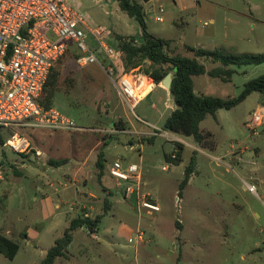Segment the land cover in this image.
Wrapping results in <instances>:
<instances>
[{"label": "rangeland", "instance_id": "obj_1", "mask_svg": "<svg viewBox=\"0 0 264 264\" xmlns=\"http://www.w3.org/2000/svg\"><path fill=\"white\" fill-rule=\"evenodd\" d=\"M132 1L142 7L146 31L168 42L170 55L194 58L189 47L217 49L227 56L264 54V25L258 23L264 20V0ZM69 5L88 16L91 29L111 31L105 40L111 47L118 46L117 37L141 35L138 22L126 16L114 0H69ZM227 9L244 16L228 15L235 23L224 22ZM212 18L213 24L209 22ZM85 34L88 46L98 50L92 35ZM79 56L72 46L55 65L59 76L51 109L80 130L0 128V234L10 230L9 238L19 246L12 260L0 254V264H40L45 250L62 236L66 226L55 218L52 223L40 220V197L33 201L37 186L47 179L54 184L51 190L58 193L71 196L76 186L81 190L78 199L86 208L78 205L76 213L66 219L85 217L86 213L95 218L105 212L95 232L76 229L66 257L53 264H264V119L250 128L253 112L264 114L260 95L252 92L234 108L220 109L215 117L208 115L201 122V131L212 134L209 149L191 137L163 130L173 108L165 92L152 89L130 112L100 66L80 67L76 62ZM99 61L105 65L102 54ZM204 61L201 59L208 70L216 66ZM148 64L134 74L143 76ZM231 69L234 73L228 81L206 75L196 79L199 95L234 98L246 82L264 74V64ZM14 132L29 139L30 154L18 155L3 146ZM173 150L177 151V164L167 162L173 161ZM99 155L104 166L100 178L95 162ZM192 156L194 173L179 194ZM53 160L65 161L63 166L68 168L64 174L70 179L63 182L55 175L54 181L53 174L45 172ZM115 160L140 166V193L150 195L160 207L158 213L147 215L141 210L139 217L134 199L122 198L107 173ZM75 166L79 167L76 179L72 173ZM247 185H253L255 192H249ZM18 187L23 189V204L17 197ZM62 199L71 202L65 195ZM68 208L65 205L61 211ZM137 227L145 233L144 241L129 243ZM32 232L35 235L27 242L24 235Z\"/></svg>", "mask_w": 264, "mask_h": 264}, {"label": "built area", "instance_id": "obj_2", "mask_svg": "<svg viewBox=\"0 0 264 264\" xmlns=\"http://www.w3.org/2000/svg\"><path fill=\"white\" fill-rule=\"evenodd\" d=\"M85 31L92 35L98 50L88 46ZM110 36L111 31L107 29H91L88 16L78 7L69 5V0H0V128L80 130L71 120L53 109H44L39 102L51 69L72 46L80 55L76 60L78 65H99L114 84L123 104L133 111L152 91L139 97L141 82L149 78L144 74L136 76L134 72L138 68L121 72V51L105 43ZM100 54L105 65L100 64ZM263 119L264 114L253 112L250 128L261 125ZM3 146L18 155H28L32 150L29 139L17 132L12 133ZM176 152L173 150L171 159H175ZM38 154L36 151L35 155ZM107 173L122 198L134 199L139 217L141 210L147 215L160 211L150 195L140 193V166L115 160L109 164ZM246 189L255 192L253 185H247ZM144 235L137 227L128 242L140 244Z\"/></svg>", "mask_w": 264, "mask_h": 264}, {"label": "trees", "instance_id": "obj_3", "mask_svg": "<svg viewBox=\"0 0 264 264\" xmlns=\"http://www.w3.org/2000/svg\"><path fill=\"white\" fill-rule=\"evenodd\" d=\"M117 2L119 9L126 16L133 18L138 22L141 28V35L137 37H117L118 48L121 51L119 68L121 72H127L133 69H141L146 63L148 67L143 70L144 75L159 85L167 74L172 75L169 94L175 106L169 116L165 119L163 130L184 136L191 137L193 141L205 148L212 149L209 141L212 134L202 132L200 129L201 122L208 116L215 117V113L220 110H230L241 103L252 92L260 95L259 103L264 107V74L246 82L239 96L234 98H218L209 95H197L193 88V77L207 75L211 78H218L221 81H228L234 73L232 67L240 68L241 66H259L264 64V54L227 56L220 50H204L188 48L194 58H187L181 55H170L166 51L168 42L164 39L155 38L146 31L144 14L142 7L132 0H114ZM69 53L66 52L65 55ZM198 59L208 60L210 63L219 64L211 70H206L205 65ZM60 59L56 62V64ZM205 62V61H204ZM55 64V65H56ZM51 69L43 94L44 99L39 100L44 109H51L56 85L58 81V72ZM152 142V139H148ZM5 143V142H4ZM182 146H179L177 156H179ZM34 153V152H33ZM170 160V159H169ZM175 160V161H174ZM96 167L99 171L98 178L102 176L103 168L102 157L98 156ZM168 163L177 164V159L167 161ZM65 161H49L53 166L63 165ZM188 167L185 169L183 180L179 184V194L187 186L190 175L194 173L195 159L192 156ZM109 207L104 202V210ZM105 212L91 219L89 217H79L70 221L68 227L62 236L55 240L53 246L46 251L45 257L40 264H53L57 258L66 257L67 247L72 242L73 232L78 228H86L90 233L95 232ZM19 250L17 243L0 234V254L5 258L12 260Z\"/></svg>", "mask_w": 264, "mask_h": 264}, {"label": "crops", "instance_id": "obj_4", "mask_svg": "<svg viewBox=\"0 0 264 264\" xmlns=\"http://www.w3.org/2000/svg\"><path fill=\"white\" fill-rule=\"evenodd\" d=\"M79 5V4H78ZM228 15H230V16H244V14H242L241 12H237V11H233V10H230V9H227L226 11H225V13H224V17H222L223 18V21L224 22H227V23H229V24H231V23H235V21L234 20H232V18H230V16L229 17H227ZM256 22L258 21V20H255ZM209 22L210 23H214V18H212V19H210L209 20ZM250 23V22H249ZM259 24H262V25H264V20H262V21H260V22H258ZM252 27H255V25H251ZM257 26V25H256ZM198 61L201 63V60L200 59H198ZM210 65H216V66H214V67H217L218 66V64H216V63H210ZM205 69L208 71V69H207V67H205ZM206 75V74H205ZM205 75H201V76H196V77H193L192 78V80H193V88H194V92H195V94H197V95H199V92H198V90H197V88H196V79H199V80H201V78H203V76H205ZM207 76V75H206ZM209 77V76H208ZM150 81V80H149ZM143 83V82H142ZM152 83V82H151ZM142 85V84H141ZM156 89V88H158L159 90H161V91H163V92H165L168 96H170V94H169V91H166V90H164V88H162L161 87V84H159V85H155L154 83L152 84V89ZM151 89V90H152ZM171 98V97H170ZM172 100V99H171ZM173 102V101H172ZM174 108H175V106H174V104H173V108L171 109V111H173L174 110ZM264 108V107H263ZM174 134V133H173ZM177 135V134H176ZM53 161H55V160H53ZM50 166L48 167L49 169L47 170V169H45V172H47V173H52L53 175H52V179L54 180L55 179V175H59L60 177H62L61 178V180H64L63 182H65V180H68V179H70V177H66V175L64 174V171L68 168L67 166H63V165H60V166H57V168H55V166H53V165H51V164H49ZM51 168H53V169H51ZM65 168V169H64ZM78 166H75V168H74V171L72 172L75 176H74V178L76 179V177H78L79 175H78ZM50 178V179H51ZM75 179H74V181H75ZM55 181V180H54ZM47 184H49V185H51L52 184V186L50 187L49 185H47ZM58 185H60V183H58ZM76 185V184H75ZM44 186V187H43ZM52 187H54V184H53V182H51V180H49V179H47V182L45 183V184H43L42 186H37V188H36V196L35 197H33V201L35 200H37L38 199V197H40V202L38 203V206H37V209H38V215H39V217H40V220H42V221H44V222H48L49 223V221H50V223H52V220H53V218H55L56 220H58L59 222H60V224L61 225H63V227L64 226H66V228L68 227V225H69V223H70V221L71 220H73V218L71 217L70 219H66V217L68 216V215H70V214H75L76 213V211H74L75 209V207H77L78 205L82 208V209H84V208H86V205H85V203H84V201L83 200H81V199H78L79 197H78V194L80 195L81 194V190L79 191L77 188H79L78 186H76L75 187V189H74V191L72 190L71 191V196H68V193H58L56 190H51L52 189ZM18 188H20V192L18 193V198L20 199L19 201H20V203L21 204H23V189L21 188V187H18ZM117 188V187H116ZM13 190V189H12ZM118 192L120 193V191H119V189H118ZM9 195L10 196H12L13 195V193L10 191L9 192ZM65 195V198H70V200H71V202H69L68 200L66 201H64L63 199H62V197ZM120 195H121V193H120ZM90 197H92V195L90 194L89 195ZM80 197H81V195H80ZM78 199V200H77ZM37 202V201H36ZM65 205H69V208H68V211H65V212H62L61 211V209L63 208V207H65ZM73 216V215H72ZM85 217H89V218H91V219H93L92 218V216L88 213H86L85 214ZM74 219H76V218H74ZM58 221H56V223L58 222ZM49 225V224H48ZM66 228L64 229V231L66 230ZM44 229L46 230L47 229V227H44ZM63 231V232H64ZM10 233V230H6L5 231V234H4V236L5 237H7L8 239H10L11 240V238H9V236H8V234ZM35 235V232H32V234H30V233H26L25 235H24V237H25V240L27 241V242H29V241H31L30 240V238L32 237V236H34ZM60 238V237H59ZM58 239V238H57ZM48 250V249H47ZM45 253H46V250H45Z\"/></svg>", "mask_w": 264, "mask_h": 264}, {"label": "bare ground", "instance_id": "obj_5", "mask_svg": "<svg viewBox=\"0 0 264 264\" xmlns=\"http://www.w3.org/2000/svg\"><path fill=\"white\" fill-rule=\"evenodd\" d=\"M143 82V83H142ZM140 84V92H139V97L142 98L144 97L148 92L151 91L152 89V83L148 79H143V81Z\"/></svg>", "mask_w": 264, "mask_h": 264}, {"label": "water", "instance_id": "obj_6", "mask_svg": "<svg viewBox=\"0 0 264 264\" xmlns=\"http://www.w3.org/2000/svg\"><path fill=\"white\" fill-rule=\"evenodd\" d=\"M171 82H172V75L169 73L163 78L160 84L164 88V90L169 91L168 89H170Z\"/></svg>", "mask_w": 264, "mask_h": 264}]
</instances>
